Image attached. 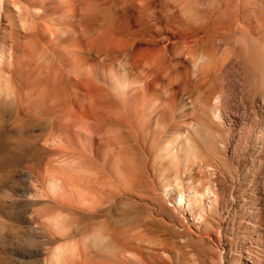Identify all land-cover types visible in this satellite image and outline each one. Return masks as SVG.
Wrapping results in <instances>:
<instances>
[{"label": "rangeland", "instance_id": "1", "mask_svg": "<svg viewBox=\"0 0 264 264\" xmlns=\"http://www.w3.org/2000/svg\"><path fill=\"white\" fill-rule=\"evenodd\" d=\"M262 135L264 0H0V264H264Z\"/></svg>", "mask_w": 264, "mask_h": 264}, {"label": "bare ground", "instance_id": "2", "mask_svg": "<svg viewBox=\"0 0 264 264\" xmlns=\"http://www.w3.org/2000/svg\"><path fill=\"white\" fill-rule=\"evenodd\" d=\"M83 1H84V0H83ZM92 1H93V0H92ZM83 3H84V2H83ZM83 3H82V4H83ZM88 3H90V2H88ZM83 5H84V4H83ZM86 5H87V2H86ZM89 6H90V5H89ZM89 6H88V7H89ZM84 8H85V7H84ZM89 8H90V7H89ZM92 8H93V7H92ZM90 9H91V8H90ZM86 11H87V9H86ZM82 13H83V12H82ZM190 40H191V39H190ZM107 49H108V48H107ZM125 61H126V60H125ZM133 61H134V60H133ZM145 61H146V60H145ZM134 62H135V61H134ZM133 64H134V63H133ZM133 66H134V65H133ZM141 71L143 72V70H141ZM144 71H145V70H144ZM131 72H132V71H131ZM143 74H144V73H143ZM143 74H142V75H143ZM147 74H149V73H147ZM147 74H146V75H147ZM146 75H144V76L146 77ZM149 76H150V75H149ZM140 77H141V76H140ZM147 77H148V76H147ZM128 78H129V77H128ZM141 78H142V77H141ZM130 79H131V78H130ZM142 79H143V78H142ZM144 80H145V79H144ZM147 80H148V78H147ZM150 81H151V80H150ZM124 82H125V81H124ZM128 82H129V81H127V84L130 83V82H129V83H128ZM144 82H145V81H144ZM148 82H149V81H148ZM148 82H147V83H148ZM142 83H143V82H142ZM125 84H126V83H125ZM148 84H149V83H148ZM149 85H150V84H149ZM127 87H128V85H127ZM144 93H145V92H144ZM91 96H92V95H91ZM93 98H94V97H93ZM92 100H93V99H92V97H91V100H90V101L95 103L96 99L94 98L95 101H94V100L92 101ZM167 102H168V101H167ZM165 103H166V102H165ZM167 104H168V103H167ZM167 104H166V105H167ZM199 105H200V104H199ZM163 106H164V105H163ZM216 106H217V105H216ZM202 107H203V106H202ZM205 107H206V105H205ZM207 107H208V106H207ZM207 107H206V108H207ZM206 108H205V110H206ZM207 110H208V109H207ZM219 110H220V108L212 107V108H210V113L213 114V116H214L216 119H217V118H220V119H221L222 117H225V118H226V122H225L226 124H234V120H233V119H227L226 114L221 112L222 109L220 110V112H219ZM229 116H230V115H229ZM229 118H230V117H229ZM229 126H230V125H229ZM183 127H184V126H183ZM230 127H231V126H230ZM230 127H229V128H230ZM191 128H192V127H191ZM230 131H231V129H230ZM187 132H188V131H187ZM188 134H189V133H188ZM184 137H185V136H184ZM189 137H190V136H189ZM256 139H257L256 142L262 143V142L264 141V136L262 135V136H260V137H257ZM185 142L187 143V145H188V143L190 144V139H189V140H188V138L185 139ZM51 184H52V185H51ZM56 184H57V183H56ZM56 184L50 183V185H51L52 187H55ZM57 185H59V184H57ZM62 185H63V184H62ZM181 189H182V187H181ZM179 190H180V187H179ZM181 196H182V193H181ZM207 197H208V195H207ZM208 202L210 203V202H216V201H215V199H213L212 201H208ZM202 204H204V203H202ZM57 247H58V246H57ZM56 250H57V249H56ZM60 250H63V251H64V249H60ZM54 251H55V250H54ZM68 251H69V250H68ZM60 252H61L62 259H65V258L63 257L64 254H62V253H64V252H62V251H60ZM66 252H67V251H66ZM53 253H54V252H53ZM53 253H52V254H53ZM54 255H56V254L54 253L53 256H54ZM59 255H60V253H58L57 256H59ZM61 256H60V257H57V259H58V258H61ZM46 257H47V256H46ZM48 257H49V255H48ZM50 257H52V256H50ZM54 257H56V256H54ZM54 257H52V258L54 259ZM65 257H66V253H65ZM57 259H56L55 261H57ZM49 260H50V258H48L47 261H49ZM51 261H53V260L51 259ZM51 261L48 262V263H51ZM58 261H59V263H60V261H63V260L60 259V260H58ZM58 261H57V264H58ZM45 262H46V259H45ZM48 263H47V264H48ZM52 264H53V262H52Z\"/></svg>", "mask_w": 264, "mask_h": 264}]
</instances>
